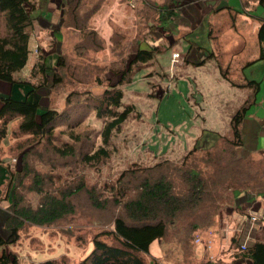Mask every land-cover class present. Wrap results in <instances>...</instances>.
I'll return each mask as SVG.
<instances>
[{
    "label": "rangeland",
    "instance_id": "1",
    "mask_svg": "<svg viewBox=\"0 0 264 264\" xmlns=\"http://www.w3.org/2000/svg\"><path fill=\"white\" fill-rule=\"evenodd\" d=\"M193 1L60 0L57 15L34 17L30 30L29 66L15 74V78L37 85L40 88L41 105L69 115V119L57 127L52 146H45L32 141L30 135L20 131V118H12L5 128V135L0 137V159L6 161L11 176L18 177L26 161L31 168L33 173L23 178L22 184L17 186L18 195L24 199L23 205L35 209L48 195L46 192L60 195L62 191H74L81 184L88 191L72 198L74 210L64 220L51 226H24L18 242L9 247V252L17 256L19 264H42L48 261L54 264L80 263L91 253L96 236L112 243L111 237L104 236L103 231L111 229L114 216L122 213L120 206H109L113 201L110 188L120 187L118 179L122 173L132 169L146 171L159 162L160 165H166V160L183 167L181 162L184 156L195 148L198 149L197 153L188 155L184 167L194 166L206 171L203 151L208 149L196 146L210 135L232 137L231 121L248 102L247 91L236 90L224 82L216 68L217 57L209 59L201 67L187 63L171 68L170 59L175 44L170 47L162 38L166 34L163 28L173 21V17L176 20L183 17V13L194 5ZM162 8L174 12L168 24L161 21ZM76 18L83 22L84 29L73 27ZM220 19L221 15L213 14V28L229 30L228 25H222ZM5 22V16L0 13L2 34L5 33ZM171 25V29H174L175 25ZM215 39L212 37L213 44ZM153 45L160 52L154 53L153 59L147 63L135 64L131 83L120 86L124 94L123 107L132 105L134 113L112 137L107 147L110 151L108 160L96 164L85 163L83 156L88 154V150L94 151L101 145L100 132L104 125V121L98 119L96 112L90 108L92 101L88 99L101 97L109 85L121 78L122 71L130 64L137 49L149 50ZM186 46L187 43L182 42L177 47L180 56L184 54ZM41 55L55 56L46 66L50 72L48 77L44 76L40 68L33 69ZM56 55L63 58L64 67L56 72L60 82L54 84L52 73L56 68ZM225 70L228 71L227 76L231 77L233 69ZM17 87L22 91L25 89L23 85H17L15 89ZM70 95L69 105L67 97ZM12 98L18 100L14 95ZM2 127L3 121H0V129ZM74 135L79 141L74 139ZM206 142L210 144L212 141ZM65 143H73L76 149L74 159H60L54 154ZM25 153L29 156L23 160ZM252 159L255 168L264 173V157L254 156ZM168 169L173 170V167ZM166 173L176 188L175 192H178L181 189L180 175L177 171ZM33 174L43 179L44 192L40 195L32 189L35 187ZM10 175L0 189V235L4 238L9 235L4 223L12 209L6 197L12 181ZM137 184L132 180L124 181L123 187L129 191L130 188L138 187ZM90 190L100 203L109 201L102 210L91 205ZM131 194L129 191L128 195ZM228 201L226 199L224 203ZM227 210L228 207L221 212ZM178 233L179 230L175 232L171 228L166 241L160 243L168 249V255L183 259V255L191 252L198 242L194 233L191 238L183 240V234ZM146 258L149 261V257ZM209 263L212 264L211 261L205 264Z\"/></svg>",
    "mask_w": 264,
    "mask_h": 264
},
{
    "label": "trees",
    "instance_id": "2",
    "mask_svg": "<svg viewBox=\"0 0 264 264\" xmlns=\"http://www.w3.org/2000/svg\"><path fill=\"white\" fill-rule=\"evenodd\" d=\"M79 4L80 1L78 6ZM34 9L35 5L31 0H0V13L6 19L5 33H0V81L10 83L12 86L25 87V95L22 99L16 100L12 97L2 99L0 121H3V127L0 129V137L5 135L8 122L18 117L20 118L19 129L22 133L30 135L32 141L52 146L57 127L63 121H67L69 115L43 107L39 94L40 88L29 81H20L15 78V74L21 72L30 60V30L35 20L32 17ZM165 12L167 14L164 15ZM161 16L164 17L162 18L164 23H167L168 19L174 16V12L163 9ZM73 27L82 30L84 24L76 18ZM55 37L59 39L58 35ZM259 40L261 45H264V23L259 30ZM157 48L137 49L130 64L122 71L123 76L113 85H109L101 97L88 99L92 101L90 108L96 112L98 119L104 121V125L100 132L101 145L94 151L88 150V154L83 156L85 163L96 164L102 160H108L110 151L107 147L112 137L134 113L132 105L123 107L124 94L120 86L131 83L134 66L138 62L147 63L152 60L154 53L160 52ZM53 56H43V58L41 55L33 69L40 68L44 76L48 77L50 72L47 71L46 66L50 59L55 57ZM259 59H264V47ZM55 60L57 69L54 68L52 73L54 84L60 82L56 72L64 67V60L60 55H56ZM248 86L254 87L255 84L250 82ZM71 97L72 95L67 97L69 105ZM247 110L246 102L233 116L232 137L220 136L212 148L203 151L206 171L194 166L184 167L188 155L197 153L198 149L195 148L184 156L181 162L183 167L166 160L164 161L166 165H160L161 162H159L146 171L138 172L132 169L122 173L118 179L120 187L110 188L113 201L109 205L120 206L122 213L114 216L111 229L103 231L104 236L111 237L112 243H107L101 239V236H96L91 253L78 264H149L146 257L151 254V245L156 241H166L171 228H174L175 232L179 230L178 234H183L182 240L191 238L196 231L213 226L221 211L231 206L241 193L264 194V173L255 168L252 157L236 159V150L243 145L241 123ZM74 139L78 140V137L74 135ZM75 151L73 143H65L63 147L57 148L54 154L60 159H74ZM28 156L29 154L25 153L23 160L28 159ZM23 164L24 168L18 177L10 175L12 181L6 192L12 209L4 223L9 235L7 238L0 235V264H19L17 256L9 252V247L18 242L20 231L26 224L44 227L64 220L74 210L72 198L80 192L88 191L87 187L81 184L74 191H62L60 195L46 192L48 195L44 200L37 208L32 209L23 205L24 199L17 193L18 184L23 178L33 173L27 161ZM169 167H173V170L168 169ZM167 171H177L180 175L181 189L178 192H175L176 188L169 179ZM33 176L35 187L32 189L40 195L44 192L43 179L37 174ZM130 180L136 181L139 185L138 188L130 189L132 194L128 195L129 191L123 187V184L124 181L130 182ZM89 199L91 205L97 210H102L109 202L100 203L91 190ZM226 199L229 201L224 203ZM241 252L240 256L247 258L251 264H264V241L255 242ZM42 264L54 263L48 261Z\"/></svg>",
    "mask_w": 264,
    "mask_h": 264
},
{
    "label": "crops",
    "instance_id": "3",
    "mask_svg": "<svg viewBox=\"0 0 264 264\" xmlns=\"http://www.w3.org/2000/svg\"><path fill=\"white\" fill-rule=\"evenodd\" d=\"M31 1L35 5V18L41 15L51 17L59 12L60 0ZM193 4L187 9L188 12L183 13V17L178 20L173 17V21L166 26L167 29L163 28L166 34L162 38L170 47L175 44L172 47L173 54L178 53L176 49L182 42L187 43L186 50L180 57L182 59H179L174 68L187 63L201 67L209 59L217 57L216 68L224 82L236 90H245L248 94V110L241 123L243 145L237 148L236 159L264 157V59H259L264 47L259 40V30L264 23V0H195ZM213 14L221 15L219 21L222 25L227 24L229 30L219 31L213 28ZM171 24L175 25L174 29H171ZM212 37H216L215 44L212 43ZM152 43L153 41L150 46ZM227 68L233 69L231 77L227 76ZM250 82L255 86H248ZM15 87L0 81V109L2 99L13 95L17 99L24 97L25 89L22 91ZM213 136L216 138L213 139ZM219 137L210 135L209 139H203L196 147L204 150L212 148ZM210 140L212 142L208 144L206 141ZM9 170L6 161L0 159V189L10 175ZM223 213L217 216L213 226L193 234L195 240L200 239V242L191 252L184 254L183 259L171 257L166 253L168 249L156 241L150 247L149 264H205L208 261L212 264H251L247 258L240 256V245L247 236H250L249 247L255 242L264 241V230L258 227L251 229L248 219L249 214H258L264 218V194L241 193L227 212Z\"/></svg>",
    "mask_w": 264,
    "mask_h": 264
},
{
    "label": "built area",
    "instance_id": "4",
    "mask_svg": "<svg viewBox=\"0 0 264 264\" xmlns=\"http://www.w3.org/2000/svg\"><path fill=\"white\" fill-rule=\"evenodd\" d=\"M180 57L181 56L179 53H174L172 55V60H171L172 68L176 66ZM248 219L251 224V229L258 227L264 230V218L260 217L258 214H249ZM247 237L248 238H245V241L240 245V250L242 251H245L247 248H249L248 241L250 239V236H247ZM196 241L199 243L200 239H196Z\"/></svg>",
    "mask_w": 264,
    "mask_h": 264
},
{
    "label": "bare ground",
    "instance_id": "5",
    "mask_svg": "<svg viewBox=\"0 0 264 264\" xmlns=\"http://www.w3.org/2000/svg\"><path fill=\"white\" fill-rule=\"evenodd\" d=\"M163 9V8H162ZM159 12V11H158ZM176 14V13H175ZM161 16V15H160ZM33 17V16H32ZM164 18V17H163ZM159 19H160V17H159ZM161 20V19H160ZM163 23H164V21L163 20H161ZM160 22V21H159ZM161 23V22H160ZM31 24V23H30ZM168 24V23H167ZM8 27V26H7ZM159 27V26H158ZM153 28V27H152ZM155 40H157V39H155ZM152 41V40H151ZM138 45V44H137ZM30 48V47H29ZM156 48V47H155ZM161 48V47H160ZM158 50V49H157ZM179 53V52H178ZM36 54V53H35ZM148 54V53H147ZM34 57V56H33ZM54 57V56H53ZM44 58V57H43ZM34 59V58H33ZM152 59V58H151ZM182 59V58H181ZM29 60V59H28ZM29 66V65H28ZM40 67V66H39ZM31 68V67H30ZM35 71V70H34ZM118 72V71H117ZM123 76V75H122ZM162 76V75H161ZM122 80V79H121ZM111 88V87H110ZM106 124V123H105ZM210 134V133H209ZM209 139V138H208ZM186 156V155H185ZM179 162V161H178ZM182 164V163H181ZM127 173V172H126ZM131 179V178H130ZM133 179V178H132ZM134 180V179H133ZM122 181V180H121ZM126 182V181H125ZM138 185V184H137ZM127 186V185H126ZM138 188V187H137ZM130 189H132V188H130ZM138 191H139V189H137ZM242 191V190H241ZM255 191V190H254ZM257 192V191H256ZM236 196V195H235ZM219 202V201H218ZM33 209V208H32ZM30 225V224H29ZM200 227H202L201 225H199ZM39 227V226H38ZM194 227V226H193ZM206 231V230H205ZM188 235V234H187ZM195 237V236H194ZM153 241H155V240H153ZM155 243V242H154ZM197 244V243H196ZM156 246V245H155ZM157 249H158V247H157ZM4 252V251H3ZM153 254V253H152ZM244 255V254H243Z\"/></svg>",
    "mask_w": 264,
    "mask_h": 264
}]
</instances>
